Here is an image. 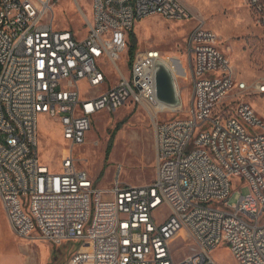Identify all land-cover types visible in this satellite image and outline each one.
I'll return each instance as SVG.
<instances>
[{"label":"built area","instance_id":"built-area-1","mask_svg":"<svg viewBox=\"0 0 264 264\" xmlns=\"http://www.w3.org/2000/svg\"><path fill=\"white\" fill-rule=\"evenodd\" d=\"M251 2L262 11L258 0ZM53 7L54 0H0V199L15 234H38L58 246L79 243L64 264H216L220 246L237 264H264V117L245 101L223 110L236 86L244 91L247 84L236 81L215 32L200 21L187 38L188 108L160 110L156 62H166L176 78L185 69L176 73L156 48L128 61L127 75L119 62L139 21L190 19L185 5L91 0L84 37L57 28L48 18ZM108 66L117 70L114 84ZM257 88L264 92V84ZM93 89L99 93L91 95ZM132 102L186 116L156 124L152 183L124 184L119 171L110 187H101L78 166L75 150L96 115ZM42 114L61 129L57 163L41 159ZM239 185L248 193L230 206ZM180 239L192 240L197 251L178 259Z\"/></svg>","mask_w":264,"mask_h":264},{"label":"rangeland","instance_id":"rangeland-1","mask_svg":"<svg viewBox=\"0 0 264 264\" xmlns=\"http://www.w3.org/2000/svg\"><path fill=\"white\" fill-rule=\"evenodd\" d=\"M79 1L81 11L75 0H54L53 11L48 14V18L54 19L57 28L73 30L79 37H84L87 32L84 17H89L91 13V0ZM179 1L190 10L192 17L187 20H171L151 15L139 21L132 31L136 36V48L131 53L129 36L127 53L123 54L119 62L122 71L129 74L128 61L132 64L138 54L150 48L160 50L165 56L179 57L187 74L184 77L178 76L176 82L181 102L188 108L193 81L186 43L192 28L201 21L217 35L218 46L229 58L236 81L247 84L244 91L236 86L224 104L228 107L223 110L228 112L239 101H245L264 117V92L257 88L264 84V0H258L262 11L251 0ZM105 72L111 83H116L119 77L117 70L108 66ZM82 88L85 90L87 87L83 85ZM90 93L97 94L99 89H93ZM185 116L184 111L172 112L166 109L156 112L155 107L133 102L114 112L99 113L93 118L85 143L75 150L78 166L96 177L101 187H110L119 171L124 184H150L156 177V124ZM117 127L119 130L113 140V149L106 160V148ZM39 141L42 161L57 163L60 159L59 145L63 144L61 129L46 114L39 117ZM247 193V186H236L228 197V204L235 205ZM166 212L168 208L156 214L161 217ZM178 243V259L197 251L196 244L190 239L187 242L180 239ZM78 247L79 243L75 242L58 246L38 234L27 238L17 236L0 199V264H64ZM213 256L216 264H237L226 246L216 248Z\"/></svg>","mask_w":264,"mask_h":264},{"label":"water","instance_id":"water-1","mask_svg":"<svg viewBox=\"0 0 264 264\" xmlns=\"http://www.w3.org/2000/svg\"><path fill=\"white\" fill-rule=\"evenodd\" d=\"M156 88L157 98L164 106L177 108L182 104L176 77L169 65L161 59L156 62Z\"/></svg>","mask_w":264,"mask_h":264},{"label":"trees","instance_id":"trees-1","mask_svg":"<svg viewBox=\"0 0 264 264\" xmlns=\"http://www.w3.org/2000/svg\"><path fill=\"white\" fill-rule=\"evenodd\" d=\"M130 40H131V48H130V51H131V53H133L134 50H135V48H136V43H137L136 42V36H135V34L133 32L130 33ZM118 130H119V128L117 127L116 130L112 134V137L110 139L109 144L107 145V148H106V157H105L106 160H108L109 155H110V153H111V151L113 149V144H114L113 140H114L115 135H116V133H117Z\"/></svg>","mask_w":264,"mask_h":264},{"label":"bare ground","instance_id":"bare-ground-1","mask_svg":"<svg viewBox=\"0 0 264 264\" xmlns=\"http://www.w3.org/2000/svg\"><path fill=\"white\" fill-rule=\"evenodd\" d=\"M167 57H168V63L170 64V66H174L175 72L180 74L184 69L182 60L177 56H167ZM163 108H164V105L162 104L159 106L158 109L162 110ZM158 109H156V112L159 111Z\"/></svg>","mask_w":264,"mask_h":264}]
</instances>
